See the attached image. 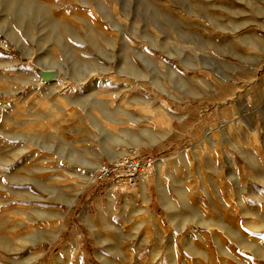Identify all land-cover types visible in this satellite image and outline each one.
<instances>
[{"label":"rangeland","instance_id":"374dc122","mask_svg":"<svg viewBox=\"0 0 264 264\" xmlns=\"http://www.w3.org/2000/svg\"><path fill=\"white\" fill-rule=\"evenodd\" d=\"M0 91V264H264V0H0Z\"/></svg>","mask_w":264,"mask_h":264},{"label":"built area","instance_id":"2783aa9c","mask_svg":"<svg viewBox=\"0 0 264 264\" xmlns=\"http://www.w3.org/2000/svg\"><path fill=\"white\" fill-rule=\"evenodd\" d=\"M155 160L152 155L133 147L125 155L101 163L95 172V178L100 182L110 180L135 188L141 185L144 177L153 168Z\"/></svg>","mask_w":264,"mask_h":264},{"label":"bare ground","instance_id":"6f19581e","mask_svg":"<svg viewBox=\"0 0 264 264\" xmlns=\"http://www.w3.org/2000/svg\"><path fill=\"white\" fill-rule=\"evenodd\" d=\"M118 25V27H119V23L117 24ZM52 69H42V68H39V72L41 73V75H42V81H49V80H53V79H56V77L58 76L57 75V72H55L54 70V75H53V77H50V78H46V74H47V72H49V71H51ZM85 75V74H84ZM41 78V77H40ZM59 80V79H58ZM79 81H81V79H78ZM90 83L92 82L91 80L89 81ZM90 83H87V84H89L90 85ZM92 84V83H91ZM3 93L4 92H1L0 91V105H3V104H5L6 103V98H4L2 95H3ZM2 94V95H1ZM133 147H136V148H139V145L138 144H134V146H132V148ZM125 153V150L124 151H121L120 152V154L118 155V156H116L115 158H119V156H122L123 154ZM161 163H162V160H159L158 162H157V164H156V166L158 167H160L161 166ZM163 164V163H162ZM97 166H100V163H97ZM98 169V168H97ZM147 176V175H146ZM145 176V177H146ZM94 177V175L93 176H91V177H87V179H89V178H93ZM144 177V180L142 181V186H141V191H142V194H146V190H147V186H148V176H147V178H145ZM96 179V178H95ZM122 185V184H121ZM122 186H125L126 187V185H122ZM134 191V190H133Z\"/></svg>","mask_w":264,"mask_h":264},{"label":"water","instance_id":"95a60500","mask_svg":"<svg viewBox=\"0 0 264 264\" xmlns=\"http://www.w3.org/2000/svg\"><path fill=\"white\" fill-rule=\"evenodd\" d=\"M53 75H54V71L51 70V71L47 72V74L45 76H46V78H50V77H53Z\"/></svg>","mask_w":264,"mask_h":264},{"label":"crops","instance_id":"0c3cea01","mask_svg":"<svg viewBox=\"0 0 264 264\" xmlns=\"http://www.w3.org/2000/svg\"><path fill=\"white\" fill-rule=\"evenodd\" d=\"M155 166V165H154ZM148 175H149V173H148ZM144 180V179H143ZM141 185H142V183H141ZM125 186H123L122 188H124Z\"/></svg>","mask_w":264,"mask_h":264}]
</instances>
